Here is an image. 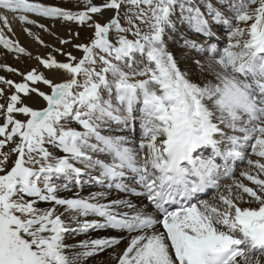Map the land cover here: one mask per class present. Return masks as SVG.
Segmentation results:
<instances>
[{
  "label": "snow or ice",
  "instance_id": "6c2138e0",
  "mask_svg": "<svg viewBox=\"0 0 264 264\" xmlns=\"http://www.w3.org/2000/svg\"><path fill=\"white\" fill-rule=\"evenodd\" d=\"M84 5L0 0L58 42L25 28L50 51L0 64L20 77L0 75V264H83L121 243L115 264H264V0ZM83 177L100 190L82 195Z\"/></svg>",
  "mask_w": 264,
  "mask_h": 264
},
{
  "label": "bare ground",
  "instance_id": "6f19581e",
  "mask_svg": "<svg viewBox=\"0 0 264 264\" xmlns=\"http://www.w3.org/2000/svg\"><path fill=\"white\" fill-rule=\"evenodd\" d=\"M43 2L49 3V4H56L54 2V0H43ZM0 13L7 15L9 17L10 22H11L12 31L8 32L7 28H5V32L6 33L8 32V33L12 34V36H14V39H18L20 42L23 41L24 43H22V44L24 46L31 47V50H32V48H34L36 50L35 54H37L38 52H39L40 55H44L45 54V50L46 49L44 48V46L41 45V44L39 45V43L35 40V38L33 36L28 35L27 32L24 29L25 28H31L34 33H38V34L44 33V32H42V30H40L38 27L33 26V25H22V23L18 19L13 18V13H11L10 11H5L3 9H0ZM104 14L112 15V12L106 11ZM44 20L42 21V23H46V24H49V25L52 24L51 22H47V21H44ZM40 21H41V19H40ZM0 27H3V25L0 24ZM55 28L58 31H60L63 34V36H64L65 33L67 34L66 30H63L60 27L59 22L56 23ZM65 36H67V35H65ZM37 49H39V50H37ZM32 53H34V52H32ZM8 54L9 53L5 52V50H3L0 47V64H6L5 58L8 56ZM31 61H33L34 64L37 65V61L35 59H32ZM12 62H14V61H12ZM17 64H14L13 67L16 66ZM33 67H35V66H33ZM16 68H18V67L16 66ZM4 71H5L4 68H0V73L1 72L2 73H5V72L7 73V71H5V72ZM2 75L6 76V74H2ZM10 75H12L11 79H14V80H19L20 79L19 76L16 77V75L15 76L13 74H10ZM119 127H121V126L118 125V127H116V129L118 130ZM139 131H140V125L138 126L136 124V133L133 134V135H138ZM124 134H127V133H124ZM85 178H87V177H83V179L86 181V183L84 184L83 190L81 192L82 195H88V193L91 192V191L100 190L99 188L91 186L89 183H87V180ZM249 184L251 186V182H249ZM87 187H89L88 191L86 189ZM77 190L78 189H72L73 192H75ZM63 195H68V193H63ZM202 198L211 200L208 195L204 196ZM42 205L43 206H48L45 203H40L39 204V206H42ZM97 234L98 233H89L88 235L92 236V237H95ZM85 238H87L85 235L71 236V237L68 238V243H73L74 244V243H77L78 241L83 240ZM123 246L125 247V245H123V243H121L116 248H109V249L101 252L99 255L93 256V257L85 260L83 262V264H115V262L112 261V259H111V255H112L113 252L119 251L120 248H122V250H123L124 249ZM81 250L82 249H76V251H81ZM122 250H121V252H122Z\"/></svg>",
  "mask_w": 264,
  "mask_h": 264
},
{
  "label": "rangeland",
  "instance_id": "374dc122",
  "mask_svg": "<svg viewBox=\"0 0 264 264\" xmlns=\"http://www.w3.org/2000/svg\"><path fill=\"white\" fill-rule=\"evenodd\" d=\"M54 2L56 3V5H60V6H63V7H68V8H72L73 10H83V8H84V0H80V3H79V6L78 7H76V0H54ZM94 2H100V0H94ZM245 2H247V0H245ZM127 7H128V5H125V10L127 9ZM105 15V17L107 18V17H110L111 15H107V14H104ZM31 18L32 19H37V20H39L40 21V19H41V23H42V21L44 20V21H47V22H51L52 24L53 23H55V22H53V21H51V20H49V19H46V18H40V17H37V16H35V15H31ZM57 22H59V21H56V23ZM56 23H55V25H56ZM59 25H60V27L63 29V30H66V32H68V30L69 29H71V30H73V31H78L79 33H80V39L81 40H84V39H86L90 34H91V31H90V29H88L86 26H78L76 23H74V22H66V23H64V24H61L60 22H59ZM55 30H56V32H57V34L59 35V36H61V37H63V38H65V37H67V36H65V35H67L66 33L64 34V36H63V34L60 32V31H58L56 28H55ZM7 35L8 36H10V37H12V38H14V36H12V34H10V33H8L7 32ZM41 35V37L46 41V42H48V43H51V44H53L54 46H58V42L56 41V39H55V37H52V36H50L48 33H41L40 34ZM19 41V40H18ZM20 42V41H19ZM38 42V41H37ZM22 43H24L23 41L22 42H20V44L22 45V46H24ZM39 43V42H38ZM40 45V44H39ZM221 46H223V45H221ZM0 47L3 49V50H5L4 48H3V46L2 45H0ZM26 49H27V52H34V53H32V56H29L28 54H27V52L26 53H24V54H20V56H19V58H17V55L15 54V53H12V52H8L7 50H5V52H7V53H9L8 54V56L5 58V61H6V64L7 65H11V66H13L14 64H17L16 66L18 67V68H20L21 70H23V71H26V70H28V69H30V68H32L33 66H36L35 64H34V62L33 61H31L32 59H34V57L37 55V54H39V52L37 53V54H35V52H36V50L34 49V48H32V50H31V47H29V46H24ZM28 47V48H27ZM44 48L46 49L45 50V54L48 52V51H50V49H48V48H46L45 46H44ZM35 50V51H34ZM37 50H39V49H37ZM74 54H77V55H79V53H74ZM60 59H63V57H60ZM12 61H14V62H12ZM16 66H14V67H16ZM5 71H7L6 69H4ZM4 71V72H5ZM2 74H6V76L5 75H3V76H5V77H7V78H10L11 79V77H12V75H10V74H12V73H9V72H5V73H0V75H2ZM15 76V75H14ZM17 77V76H16ZM0 102H2V101H0ZM0 122H2V121H0ZM137 125L139 126L140 124H139V119L137 120ZM73 126H75V125H73ZM113 127L114 128H116V127H118V125H116L115 124V122H113ZM15 157H13V159H14ZM253 158H255V157H253ZM246 165L245 164H240L239 165V168H244ZM93 175H95V172H93L92 173ZM86 180L88 179V178H85ZM223 183H230V181L229 180H225V181H223ZM72 189H77L76 187H72ZM87 189V191H88V189H89V187H87L86 188ZM213 195H215V191L214 190H212V191H210L209 192V194H208V196H209V198L211 199L212 198V196ZM39 207H41V208H44V207H47V206H39ZM125 235H127L126 233H125ZM123 245H125V243H123ZM124 247V246H123ZM122 250V248H120L119 249V251H121Z\"/></svg>",
  "mask_w": 264,
  "mask_h": 264
}]
</instances>
